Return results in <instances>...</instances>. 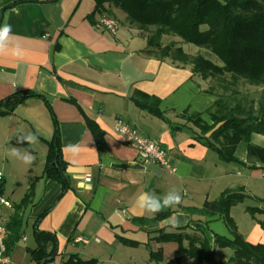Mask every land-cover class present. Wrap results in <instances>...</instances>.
<instances>
[{"label":"crops","instance_id":"crops-1","mask_svg":"<svg viewBox=\"0 0 264 264\" xmlns=\"http://www.w3.org/2000/svg\"><path fill=\"white\" fill-rule=\"evenodd\" d=\"M113 11L120 13V18L113 16ZM103 14L118 21L115 35L96 29ZM3 24L12 25V31L5 41L7 48L0 52V101L24 91L44 99L28 98L11 114L0 116V199L11 205L6 208L0 204V219L5 224L15 214L21 219V238L6 256L7 261L0 264H34L29 251L36 247L33 233L38 218L37 229L55 235L57 240L58 255L49 264H62L70 255L101 264L103 258L115 254H129L126 262H136L134 254H147L152 263L149 254L158 250L163 254L159 264L167 259L174 262L177 245L156 242L159 231L183 229L205 237L210 245L215 235L231 239L221 217L192 212L206 201L217 200L224 191H242L249 196L230 209V217L247 243L264 246L263 216L252 217L246 212L249 207L264 209V203L255 202L264 200V164L248 157L246 142L235 152L240 163H226L196 139L199 130L187 117L198 114L210 125L206 112L218 97L206 93V82L193 76L189 65L146 56V40L126 15L107 5L99 12L94 0H0V26ZM14 48L20 50L19 55L13 54ZM135 93L158 99L159 110L169 123L138 108L133 101ZM115 119L158 141L172 170L140 162L136 151L115 132ZM87 120L102 133V150ZM55 126L65 165V191L61 183L43 175L47 142ZM29 132L37 136L35 144H28L37 157L35 169L34 161L26 165L6 155L13 147L25 150L9 141ZM263 138L253 134L249 143L261 147L258 144ZM11 160L15 175L8 169ZM11 175L16 178V189L26 180L13 203L9 198L15 191L8 190ZM171 188L181 192L180 205L155 215L135 207L141 193L163 197ZM28 193V202L18 209ZM1 208L9 212L4 215ZM167 212V216L157 217ZM173 214L178 215L179 226L162 225ZM78 238L88 243L76 242ZM181 262L195 264L190 259Z\"/></svg>","mask_w":264,"mask_h":264},{"label":"trees","instance_id":"trees-1","mask_svg":"<svg viewBox=\"0 0 264 264\" xmlns=\"http://www.w3.org/2000/svg\"><path fill=\"white\" fill-rule=\"evenodd\" d=\"M14 4H7L3 9ZM94 4L99 12H103L106 5L121 10L129 24L139 30L145 38L146 48L143 53L146 56L160 60L168 58L183 66L189 65L193 76L199 80L208 83L217 80L223 83V93H215L208 85L206 88V93L218 97L214 106L206 112L210 125L202 122L198 114L187 117L199 130L196 139L212 149L218 158L226 163L239 162L235 156L237 146L241 142H246L248 157L264 164V148L249 143L253 134L264 136V103H260L257 108H253L252 104L246 108L237 101L231 106L224 95L225 92H229L226 88L228 85H235L239 81L254 87H264V0H94ZM165 36L176 38L181 44L177 42L163 44L162 38ZM182 44L207 51L215 57L216 62L200 54L190 55L184 51ZM235 93L233 91L231 94L234 96ZM38 97L44 99L28 91L14 93L0 101V116L11 114L16 106L26 99ZM133 101L138 108L169 123L159 110L158 99L135 93ZM49 111L51 113V109ZM181 117H185V114H181ZM87 126L94 136L98 149L102 150V133L90 120H87ZM208 133L209 137H205ZM9 143L31 151L27 143L18 144L16 138ZM47 148L43 175L46 179L61 183L65 191L67 189L63 174L65 165L60 155V140L56 126L52 139L47 142ZM2 194L3 181L0 183V197ZM246 198L249 196L242 191H224L217 200L206 201L199 210H192L203 216L221 217L231 239L215 235L213 244L210 245L205 237L181 229L172 233L159 231L155 241L177 245L173 253V260L176 263L190 259L195 264H211L215 260V248L228 247L232 250V256L222 264H264V246L247 243L238 234L235 222L230 217V209ZM28 200L29 193L17 208H21ZM256 201L264 203V200ZM246 212L252 217L256 214L262 215L260 226L264 230V209L249 207ZM169 213L157 217L163 218ZM39 219L34 222L33 236L36 247L29 252L34 264H49L58 255L57 240L55 235L37 229ZM20 228L21 219L18 214L5 224L6 256L10 255L21 238ZM122 243L133 245L124 241ZM149 257L158 264L163 262L162 250L151 251ZM62 264L100 263L96 259L83 260L76 255H70Z\"/></svg>","mask_w":264,"mask_h":264},{"label":"rangeland","instance_id":"rangeland-1","mask_svg":"<svg viewBox=\"0 0 264 264\" xmlns=\"http://www.w3.org/2000/svg\"><path fill=\"white\" fill-rule=\"evenodd\" d=\"M112 14L113 16L117 15L120 18V13L113 11ZM120 23L122 25L124 24V21L120 19ZM169 42H177L181 44L178 39L170 37V36H165L162 38L163 44H168ZM181 46L185 52L189 53L192 56L200 54L216 62L215 57L211 56L207 51L203 49H197L194 46L189 45V44H182ZM226 78L228 79V77ZM204 85H206V88L210 86L211 89L215 93H223L224 84L220 83V81L212 80V81H209V83L206 82ZM226 88L228 89L229 92H225L224 95L226 96V101L231 106L237 101L241 102L242 105L245 106L246 108L249 107L251 104L253 105V108H257L260 103H264V87H254V86L248 85L245 82L239 81L235 85H228ZM233 91L236 92L234 96L231 94ZM252 142L257 143L258 140L252 139ZM244 143L245 142H241V146H243ZM258 145L264 148V138H263V141H261V143ZM240 149H242V147H240ZM38 153H40L39 150H38ZM33 156L35 157V155ZM36 158L37 157H35L34 159V164H32V167H34V169L38 165L37 164L38 162H36ZM12 161L14 160H11L10 164H8V169L10 170H12L13 168ZM0 163H1V160H0ZM10 173L15 175L14 171ZM14 177L15 176L11 175L8 181V190L14 189L13 191H15L14 196L9 198L11 203L17 202L16 200L18 199V195L20 192H22V188L24 189V185L26 182V180L24 181L22 180L21 182L23 183V187L16 189L15 181H14L16 180V178ZM7 212H9V210H7L6 208H1L2 214L5 215ZM134 256L136 257V262H126L124 259H129V254H115L112 257L103 258V260H101L102 261L101 264H126V263H129V264H157L155 261H152V263L149 262L147 254H134ZM231 256H232V250L229 249L228 247L217 248V252L216 253L214 252L215 260L220 261V264L227 262ZM163 264H179V263H176V262H173L167 259L164 261ZM180 264H184V263L181 262Z\"/></svg>","mask_w":264,"mask_h":264},{"label":"built area","instance_id":"built-area-1","mask_svg":"<svg viewBox=\"0 0 264 264\" xmlns=\"http://www.w3.org/2000/svg\"><path fill=\"white\" fill-rule=\"evenodd\" d=\"M118 21L107 14L100 16L96 22L95 27L99 31L107 32L111 35H115L118 29ZM114 130L121 136L123 142L132 147L138 156V159L143 164H156L159 167L167 170H172L168 161L167 152L161 147L158 141L150 140L142 136L136 129L124 124L120 119L114 120ZM3 181V177L0 174V183ZM0 204L6 208H11L8 201L0 199ZM7 237L5 223L0 219V263L7 261L5 255V240ZM76 242L87 244L88 241L82 238L76 239Z\"/></svg>","mask_w":264,"mask_h":264},{"label":"clouds","instance_id":"clouds-1","mask_svg":"<svg viewBox=\"0 0 264 264\" xmlns=\"http://www.w3.org/2000/svg\"><path fill=\"white\" fill-rule=\"evenodd\" d=\"M11 31L12 25L10 24H3L2 26H0V52L5 51V49L7 48L5 41L7 40ZM12 51L15 55H19L20 53V50L16 48H14ZM16 140L18 144L27 143L31 145L37 142V136L31 132L27 134L21 133L17 135ZM66 147L72 150L76 149V146L74 145H68ZM6 155L18 159L26 165H31L35 159V157L29 150L25 149L21 151L19 148L15 147L8 149ZM181 203V192L176 188H171L163 195V197H158L155 195V193H141L136 199L135 207L146 213L155 215L167 208H172L176 205H180ZM180 223L181 221L179 220L177 214H173L162 221V225H170L172 227H177Z\"/></svg>","mask_w":264,"mask_h":264},{"label":"water","instance_id":"water-1","mask_svg":"<svg viewBox=\"0 0 264 264\" xmlns=\"http://www.w3.org/2000/svg\"><path fill=\"white\" fill-rule=\"evenodd\" d=\"M211 264H218V261L214 260Z\"/></svg>","mask_w":264,"mask_h":264}]
</instances>
